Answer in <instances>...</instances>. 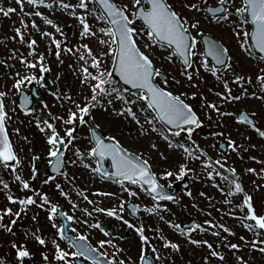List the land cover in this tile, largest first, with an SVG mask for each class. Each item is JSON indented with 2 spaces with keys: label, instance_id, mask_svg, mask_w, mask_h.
<instances>
[{
  "label": "snow or ice",
  "instance_id": "snow-or-ice-1",
  "mask_svg": "<svg viewBox=\"0 0 264 264\" xmlns=\"http://www.w3.org/2000/svg\"><path fill=\"white\" fill-rule=\"evenodd\" d=\"M14 2L18 7L0 6V15L4 17H10L18 10L20 12L19 25L13 29L14 35L0 40V45L7 48L9 53L4 59H0V64L16 69L6 74L11 77V87L7 84L0 86V173L8 177L4 179L0 176V192L4 193L7 202L0 208V231L16 237L15 228L18 222L27 217L29 212L32 213L33 228L24 231L23 242L16 239L10 241L9 247L14 250V257L9 260L6 256H0V264H25L26 260H33L36 253L29 249L28 240L35 241L44 249L39 253L40 264H76L77 258L80 264H84L86 260L91 264H168V257L163 252L181 251V244L169 239L163 228L149 226V230L154 233L149 236L143 223L137 225L125 219L122 213L125 211L126 201L121 199L116 207L98 206L99 201L90 199L85 189L76 186L77 176L69 174V165L82 167L93 177L113 181L119 185L120 193H126L129 197H138L141 191L146 193L151 198V206L145 204L143 212L177 230L187 244L206 249L207 253L201 257L202 264H213V260L224 264L226 257L220 251L221 247L233 253L235 264H249L239 254L246 247L251 252L264 254V214L257 212L253 195L245 191L240 172L227 163V156L214 159L193 139V134L205 126V121L193 104L187 102L189 98L195 100L199 95L200 107L210 122L209 126L215 124L219 128L226 117L233 116L232 112L222 109L223 105L248 97L264 101V67L259 66L264 64V0H239L238 4L236 0H218V7L206 6L207 0H177L186 12L178 11L170 0H130V3H118L117 0ZM41 8L48 9L53 15L60 12L76 20L79 32L75 45L66 43L68 36L63 26L41 11ZM26 17L32 19L29 21ZM37 17L43 25L54 31L37 23ZM202 19H210L211 22L230 29L241 51L257 62L255 78L236 70L230 50L222 41L205 39L203 45L206 50L197 52L198 44L201 43L199 38L203 35ZM37 34L46 42L45 51H39ZM58 36L61 38H57ZM93 40L98 49L85 42ZM9 41L18 47H10ZM154 48L163 49L167 53L161 57L162 61L177 64L181 79L169 76L163 69L156 67L153 59ZM66 56L75 58L74 64L69 67L79 81V94L74 97L70 90L50 92L58 107L63 109L62 112H53L44 103L37 113L35 108L28 106L31 101L27 96H24L20 108L25 116L31 117L44 137L47 165L62 176L64 182L71 185L77 197L92 206L91 210L89 207L81 208L55 175H46L41 186L34 187L33 182L40 175L38 162L41 156L32 152L28 160L30 173L25 177V161L20 154L22 149L17 150L8 131V126L17 116V100L11 99V96L22 92L26 84L36 83L45 87V74L52 70L49 58L54 57L63 65ZM197 56L200 57L199 62L195 59ZM209 57L214 61L211 65ZM12 61L16 63L13 64ZM201 70L211 74L222 87V91L208 90L219 102L209 101L202 91L189 93L183 90L185 87L199 90L197 81L204 79ZM232 85L238 86L239 94H234ZM93 110H102L117 119L136 125L139 137L146 138L150 149L157 151L161 160L167 161L170 157L159 151V144L152 140L154 134L158 135L166 142L170 153L181 158L177 169L166 167L158 174L142 153L124 147L115 136H103L98 131L100 125H93L88 119ZM254 117L255 113L242 112L236 115V120L264 138V130L257 125ZM81 126L88 128V135H77ZM13 131L20 133L18 127ZM209 135L223 136L224 133L217 131ZM23 139L26 143H31L28 137ZM79 140L87 141L83 150L77 146L76 142ZM229 140L232 151H248L243 144H237L230 137ZM69 150L72 151V156L66 158ZM250 159L257 160L254 156ZM196 162L200 168L199 175L195 167H190ZM106 163L108 167H105ZM245 172L264 180V168L258 171L248 167ZM190 173L195 179L209 181L219 191L222 203L228 206L226 211H220L238 220L252 234L251 238L241 235L240 243L231 242L229 236L235 237L237 233L219 220L206 219L203 225L195 224L193 228L185 230L167 218L172 210L163 202L171 201L179 205L182 200L174 192L167 191L173 188L172 178L183 180ZM161 181L168 182L167 188ZM11 183L18 186L22 195L13 193ZM52 183L59 195L71 205L72 212L82 214L80 217L61 210L60 205L43 190V186ZM253 183L255 190L264 187L255 184V181ZM185 194L195 200L191 190H187ZM94 195L115 197L117 193L96 192ZM199 195L207 197L209 201L213 199L205 192H200ZM241 195V202L236 203L235 198ZM193 207L199 206L193 203ZM140 210L139 205H132L133 214ZM200 210L205 212L204 209ZM41 212L46 213L47 223L55 230L50 236H46L40 226ZM95 213H103L135 230L140 240V253L136 260L124 255L125 250L111 238L112 233L106 231L101 223H89L84 218H91ZM205 214L212 215L210 211ZM58 217L64 218L63 222L58 221ZM67 221H79L89 228L98 229L108 238L99 240L98 247H93L87 242L86 235H71L70 231L77 230L70 229ZM195 231L219 238V245L208 239L196 238L193 235ZM61 241H67L68 247H62ZM106 247L111 248L112 252L101 251Z\"/></svg>",
  "mask_w": 264,
  "mask_h": 264
},
{
  "label": "rangeland",
  "instance_id": "rangeland-1",
  "mask_svg": "<svg viewBox=\"0 0 264 264\" xmlns=\"http://www.w3.org/2000/svg\"><path fill=\"white\" fill-rule=\"evenodd\" d=\"M74 2V0H73ZM118 3H130V0H117ZM237 4L239 0H236ZM170 3L173 4L178 11H185V9L181 8L177 0H170ZM208 4H218V0H207ZM206 5V6H207ZM0 6L2 7H18L14 0H0ZM205 7V5H202ZM30 10V9H28ZM41 11H44L45 14L50 15L53 19L57 20L62 26L64 32L68 36V41L66 43L70 45H75L78 40V25L76 20L73 18L62 14L60 12H56L54 15L50 13L48 9L41 8ZM19 10L12 14L10 17H4L0 15V40H3L5 36H12L14 35L13 29L14 27L19 25ZM29 21L32 17H26ZM235 19V18H233ZM37 23H40L42 27H48L43 25L42 21L37 17ZM139 26V24H138ZM201 28L203 32H207L211 36L217 38L219 41H222L230 50V54L233 58L234 66L238 72H242L245 75H252L255 78V74L257 72V62L255 60L249 59L246 54H244L241 49L239 48V44L237 39L232 35L230 29L223 25H218L211 22L210 19H202ZM48 30L54 31V29L48 27ZM75 33V35H74ZM36 38L39 41L40 47L39 51H45L46 42L41 40L39 35H36ZM61 38V37H57ZM89 42L90 46L95 49H98V45L96 42L93 41H85ZM10 47H18V45L12 44V42H8ZM141 47L143 45L141 44ZM201 43L198 44L197 52H201ZM26 52V49H23ZM155 55L153 56L154 63L157 68L163 69L164 72L168 73L169 76H176L177 79H181L179 75V69L177 64H172L168 61H162L161 57L166 55L167 53L160 48H154ZM8 49L5 48L3 45H0V59H4L8 55ZM197 62H199L200 57L197 56L195 58ZM49 62L51 64V71L48 72L51 74L52 78L56 83V89H52L51 86L47 84L45 81V87H41L39 84L33 83L37 85L38 93L41 95V101H35L33 108L37 110L41 109L44 103H47L53 112H62L63 109L58 107L57 101L53 96L50 95L51 91H59V92H68L71 91L72 95L76 97L79 94V81L73 74V70L69 65L74 64L75 58L71 56L64 57V64L60 65L54 57L49 58ZM11 63L15 64V61ZM211 65V63H210ZM260 67H264V64H260ZM19 66L17 65V68ZM8 67L3 64H0V86L7 84L8 87H11V77L7 76L8 74ZM11 71H15L16 69H10ZM202 75L204 76L203 80H198L197 83L200 85L199 90L196 88H187L185 87L183 90L188 91L189 93L192 91H202L204 95L208 97L209 101H218V98L215 97L209 89H213V91H222V87L218 84V82L211 76L209 73L203 72L201 70ZM31 84H26L24 89L28 90ZM175 88V85H172ZM234 94H239V88L236 85H232ZM17 95L11 96V99L17 100ZM190 104H193L196 111L201 116V119L205 121V126L201 129H198L193 134V139L196 140L198 144L205 150L209 152V154L214 158H222V156H227V163L229 165L235 166L241 174V178L245 187V191L253 195V202L254 206L257 209L259 214H264V187H261L259 190H255V184L264 185V180L259 179L257 176L253 174H249L245 172V169L248 167L256 168L258 171L261 168H264V163H259L258 161H264V138L258 136V134L253 131L247 125L241 124L236 121L235 115L237 114L239 108H243L247 113H255V120L258 123V126L264 130V101H259L253 98H244L239 102H234L231 104H225L222 106L224 111H230L233 113V116L226 117L223 121V124L217 128L215 124H211L207 120L204 115V112L201 110L200 107V96L198 95L195 100L191 98L187 101ZM215 115V113H213ZM94 118V119H93ZM93 124H99L100 128L99 131L106 136H115L121 144L132 151H137L138 153H142L144 158L149 159L150 163L153 166V170L156 171L158 174L164 170V168H169L172 170H176L178 164L181 162V158L177 155H173L166 147V142L161 140L158 135H153L152 140L159 144V151L165 153L170 158L167 161L161 160L159 153L155 150L150 149L148 140L143 137H139V132L137 126L134 124L127 123L122 119H117L112 115H109L102 110H93L92 112V119ZM20 129V133L16 134L13 129L15 128ZM8 131L10 138L12 139L13 143L16 145L17 150L20 152L22 158L25 161L24 166V175L28 177L30 173V167L28 165V160L32 152L39 154L41 156L40 161L38 162V167L40 169V175L37 181L33 182L34 187H40L41 181L46 178L47 173V155H46V145L43 135L39 132L36 128L35 124L32 122L31 117L25 116L24 112L21 111L17 105V116L14 117L11 124L8 126ZM223 132V136H211L209 135L212 132ZM77 135L80 137H84L88 135V131L86 127L81 126L78 129ZM186 135V134H182ZM28 137L31 143H26L23 137ZM208 137L207 139H204ZM229 137L231 140H235L237 144H243L248 151L246 152H236L232 151L230 146L227 153L219 152L217 147L214 145V142H219L221 140L229 141ZM179 139V138H177ZM77 146H79L82 150L86 147L87 141L86 140H79L76 142ZM230 145V144H229ZM255 145V147H252ZM72 156V151L69 150L66 152V158ZM256 157L257 160H252L250 157ZM242 157V158H241ZM190 167H195L197 169V175L200 174V168L198 162ZM68 172L70 175L75 174L77 179L75 181L76 186L79 189H85L87 191V195L90 199L99 201L100 203L98 206L110 208L116 207L120 200L127 201L128 199H132L142 208L145 204L151 206V198L144 192H140L138 197H129L126 193H120L119 185L114 183L113 181L103 180L99 177H93L87 170L81 168H75L71 165L68 166ZM0 176H3L4 179H8L6 175L0 173ZM57 180L62 182L65 190L71 192L72 199L80 204L81 208L89 207L91 210L92 206L88 205L86 201H83L81 198L77 197L75 194V190L71 188V185L67 184V182L63 181V177L60 175H55ZM190 179V190L193 192V200L192 197H188L182 191L175 192V194L179 197H182L181 203L179 205L174 204L173 202L164 201L163 203H167L168 207L172 210V213L167 215V218L171 220L173 223L179 224L183 220H186L187 216H194L198 222L203 225L206 219H214L219 220L220 222L224 223L225 225L231 227L237 235L235 237L229 236V240L233 243H240L239 237L241 235L251 238L252 234L245 230L240 222L233 217H229L224 214V211L220 210H227L228 206L222 203V196L219 191L213 188L209 181L207 180H198L193 177L190 173L188 175ZM177 181L175 177L172 178V182ZM180 181V180H179ZM165 184L167 188V181H161ZM222 183V182H221ZM10 187L14 194L22 195L21 192L18 190V186L15 183H11ZM43 190L48 192L50 198L58 203L61 207V210L68 212L70 215H75L80 217L82 214L80 212L73 213L71 210V205L68 201L59 195V192L55 189V184L52 183L50 185L43 186ZM139 191V189H137ZM96 192H115L117 196L115 197H105L94 195ZM200 192L207 193L208 196H211L213 199L209 201L207 197L200 196ZM30 194V193H29ZM242 200V195L235 198L236 203H240ZM5 195L3 192H0V208L6 205ZM193 203H196L199 207H193ZM214 205V207L210 206ZM15 208L16 206L13 205ZM200 209H204L205 212H202ZM210 211L211 216H207L205 213ZM32 213L29 212L28 216L23 218L21 221L18 222L15 230L17 231V236L12 237L7 233L0 231V256H6L9 260H12L14 257V250L10 249L9 243L11 240L16 239L18 241H24V231H27L30 228H33V222L31 220ZM125 216V219L129 220L133 224H141L145 225L146 234L149 236H153L154 233L149 230V226L160 227L163 228L164 233L167 237L174 242H178L181 244V251L180 252H171L170 250L164 251L163 255L168 257V264H202L201 257L207 253V250L196 248L195 246L189 245L186 243L183 236L179 234L177 230L170 228L167 224L159 222L153 217H149L147 213L143 212L141 214L140 223L134 222L130 217H128V213L125 211L122 213ZM46 213L41 212L40 214V226L44 230V234L46 236H50L54 233V229L47 223ZM85 219L89 220V223L92 222H99L103 225H107L109 227V232L112 233L113 239L115 242L125 250L124 255L131 256L133 260H136L140 253V240L138 234L135 232L134 229L129 228L127 225L123 224L121 221H118L114 218L107 217L103 213H95L93 217L89 218L87 216L84 217ZM59 221V217H58ZM8 222V218H5V223ZM71 222V229H76L77 231L71 232L72 235L78 236L80 234H84L88 237V242L94 247H98V241L101 239H107L102 232L98 229L89 228L87 225L80 223L79 221H70ZM127 232L129 233V237L121 238L120 233ZM193 235L198 239H208L213 241L216 245H219L220 241L219 238L213 237L209 233H199L198 231L193 232ZM227 235V234H222ZM157 244L159 242L157 241ZM27 245L29 249L36 253V256L33 260H26L25 264H40V255L39 253L43 251L35 241L28 240ZM62 247L67 248L68 244L67 241H61ZM51 248V245H49ZM107 250L109 253L112 252L111 248L106 247V249H101V251ZM225 254V261L224 264H235V256L231 251L227 248H220ZM240 255L244 256L246 260H248L249 264H264V254L259 252H251L247 247L244 248L240 253ZM86 264H91L87 260L84 262ZM159 264V262H157ZM213 264H220L219 261L213 260Z\"/></svg>",
  "mask_w": 264,
  "mask_h": 264
},
{
  "label": "water",
  "instance_id": "water-1",
  "mask_svg": "<svg viewBox=\"0 0 264 264\" xmlns=\"http://www.w3.org/2000/svg\"><path fill=\"white\" fill-rule=\"evenodd\" d=\"M209 38H211V37L208 36V35H206V34H203V35L200 37V40H201V42L203 43V40H205V39H209ZM205 50H206V46L203 45V51H205ZM209 59L211 60V62L214 63V61H212L211 57H209ZM218 67H219V66H218ZM45 79L49 82V84L55 86L54 81L51 79L50 75L45 74ZM19 93H20V94H19L18 102H19L20 105L23 103V98H24V96L29 97V99H30V101H31V103L28 105L29 107H32V106H33V103H32V102L34 101V98H36V99H38V100L41 99L40 96L38 95V93L36 92V87H35V85H32V86H31L29 92H26V91L22 90V92H19ZM242 112H243V111L240 110L239 114L242 113ZM90 117H91V116H90ZM90 117H88V119H90ZM220 147H222V148L224 149V151H226L227 145H225L224 143H221V144H220ZM48 169H49V171H50V173H51L52 175L55 174V172L52 171V169H51L50 166H49ZM110 170H111V169H110ZM62 171H63V169H62ZM179 187H182V188H184V189H187V178L184 180V182L180 183ZM132 205H134V203L131 202V201H129V203L126 204V209H127L129 212H131L130 215H131L132 217H135V218L137 219V218H138V212L135 213V214H133V211H132ZM62 219L64 220V218H62ZM66 223H67V222H66ZM184 226H185V227H188L189 224H188V225H184ZM105 229H106V227H105ZM105 260H106V258H105Z\"/></svg>",
  "mask_w": 264,
  "mask_h": 264
}]
</instances>
